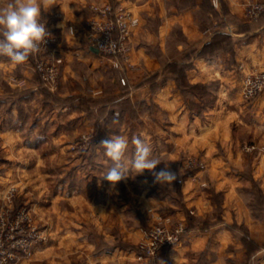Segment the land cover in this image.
<instances>
[{
  "label": "rangeland",
  "instance_id": "rangeland-1",
  "mask_svg": "<svg viewBox=\"0 0 264 264\" xmlns=\"http://www.w3.org/2000/svg\"><path fill=\"white\" fill-rule=\"evenodd\" d=\"M106 1L117 0H80L79 8L73 9L63 4L75 0H54L44 13L46 26L59 37L67 55L54 89L43 84L31 56L20 65L0 57V212L13 218L26 214L23 231L30 239L28 253L18 250L15 259L4 264H264V257L256 255L264 246L262 226L257 227L255 238L247 227L240 226L236 240L241 247L232 240L221 247L213 237L202 249L186 247L184 241L164 248L153 261L138 257L142 233L158 216L168 218L170 225L185 221L183 237L190 228L199 230L198 225L211 227L212 216L220 218L222 197L212 192L211 166L224 164L230 171L240 165L239 173L253 182L243 191L244 200L264 221L260 184L264 175V87L253 97L245 95L248 77L264 73V67L239 65V74L224 89L219 80L191 83L186 70L192 62L187 59L197 43L187 42L175 26L165 46H160L151 36L160 20L150 10L155 6L182 9L198 3L197 14L204 27L209 25L204 18L209 0H123L139 16L140 25L133 35L122 81L107 57L86 53L84 26L91 15L90 3ZM143 15L146 24L141 31ZM65 19L74 22L69 20L64 29L59 28L57 23ZM70 24L78 30L73 39L68 35ZM138 34L144 35L149 56L163 66L159 72L148 68L138 73L140 66L133 61ZM75 38L81 41L75 43ZM220 41L224 43L218 45ZM179 42L186 47L184 53H179ZM227 42L226 36H218L213 51L229 50ZM78 46L85 50L82 56L74 52ZM169 77L175 79L189 117L198 114L205 118L204 110L220 114L209 126L214 139L196 136L192 123H178L153 97ZM135 85L148 90L138 91ZM189 130L194 131L187 135L186 145L178 138ZM114 134L128 137L129 153L134 151L133 137L145 140L153 154L176 173L172 186L153 183L147 172L115 188L101 179L111 162L98 145ZM163 167L161 163L157 170ZM186 181L212 193L214 209L209 216L197 217L186 205Z\"/></svg>",
  "mask_w": 264,
  "mask_h": 264
},
{
  "label": "crops",
  "instance_id": "crops-1",
  "mask_svg": "<svg viewBox=\"0 0 264 264\" xmlns=\"http://www.w3.org/2000/svg\"><path fill=\"white\" fill-rule=\"evenodd\" d=\"M253 1L257 0H214L215 3L209 5L204 17L209 25L204 27L200 25L199 13L197 14L201 8L198 3V5L182 9L176 7L167 9L163 6H155V8L150 10V15L157 16L160 22L157 31L154 32L155 34L152 33L151 35L152 39L164 47L172 35L175 26L179 27L183 35H185L187 42L197 43L192 56L187 59V62H192V66L186 70L189 81L199 84L211 80H219L222 89H224L228 85L227 83H231L232 78L239 74V65L246 69L252 65L255 67L263 65L264 67V13L258 20V24L248 20L245 15L247 6ZM113 3H124V1L117 0ZM80 5V0H75L71 5L63 4V6H70L72 9L79 8ZM65 20H59L57 23L59 28H63L66 22L69 23L70 19L68 21L67 19ZM73 22L74 20L71 21V23ZM145 24V15H143L141 17V31L145 28ZM218 36L227 37V43L231 47L229 50L222 52L220 49H216L213 51ZM143 37L144 35L141 34L140 36L138 34L137 38L135 37L137 54L135 53L133 61L134 63L136 62L135 64H137L138 68L140 66L139 70L141 71L138 73L148 68H151L152 73L159 72L163 66L155 57L149 56L144 40H142ZM74 41L75 43H79L81 39L75 38ZM223 43L224 41H220L218 45ZM184 47L182 42L178 43V49L181 51L179 53L185 52L186 47ZM74 52L82 56L85 50L78 46ZM89 52L91 54L97 53L91 48L86 51V53ZM170 60L171 58H168L167 62H170ZM127 75L130 82L131 73ZM136 88L138 91L140 88L148 90L144 86ZM136 90L134 89V91ZM153 97L167 108L173 117L178 119L176 120L178 123L180 122L183 125L192 123L197 133L196 136L215 138L214 132L211 133L209 131V126L220 119V114H213L212 111L208 112V110H204L203 115L205 118L198 114H195L193 118L189 117L183 98L177 92L175 79L170 77L166 79L163 85L153 93ZM193 131L189 130L183 133L178 139L184 140L186 145H188L186 142L188 139L187 135L193 134ZM210 166L211 164H209ZM239 166L235 164L233 167H230V171L224 164H218V167L215 165L209 168L210 173L213 172L211 174L214 177V180L211 182V186L213 187L212 192L219 193L222 197V201L218 205L220 218L212 216L213 218L211 219L214 224L209 228H205L203 225H198L201 227L199 230L190 228L187 235L182 238L181 242L176 243V246L185 241L186 247L195 248L197 246V249H202L214 237L218 239L217 244L221 247L227 245L231 240L232 243L234 242L238 247H241L240 242L236 240L240 235L238 231L240 226L247 227L254 238L257 234L256 231H258L257 227L262 226L264 229V221L262 222L254 214L253 205L249 201L244 200L243 191L248 189L253 182L244 178L239 173ZM260 184L264 191V175ZM183 193L186 205L192 209L195 216L202 218L213 213L212 195H209L212 193L190 181H186L183 185ZM258 254L264 257L263 245L258 248L256 255ZM174 255L178 257L176 254ZM94 259L92 261L95 262L97 258Z\"/></svg>",
  "mask_w": 264,
  "mask_h": 264
},
{
  "label": "built area",
  "instance_id": "built-area-1",
  "mask_svg": "<svg viewBox=\"0 0 264 264\" xmlns=\"http://www.w3.org/2000/svg\"><path fill=\"white\" fill-rule=\"evenodd\" d=\"M91 15L86 19L84 33L86 46L97 48V53L107 57L125 81L124 65L129 63L133 50V35L140 25L139 16L123 3L111 1L91 2ZM264 13V0L249 3L246 17L250 21H258ZM47 27V26H46ZM50 33L49 38L41 46V50L32 55V63L40 74L43 84L54 89L57 85L61 69L65 65V53L61 50L59 37ZM74 25L68 26V35L72 38L77 32ZM264 87V73L251 75L245 84L246 97H253ZM28 220L26 214L19 213L16 218L6 212H0V264L15 259L17 251L29 252V236L23 231V223ZM35 231V229L33 230ZM187 231V223L178 221L170 225L169 219L158 216V220L142 233L139 258L153 261L166 247L179 243ZM33 233L30 234V237ZM163 241V242H161Z\"/></svg>",
  "mask_w": 264,
  "mask_h": 264
},
{
  "label": "clouds",
  "instance_id": "clouds-1",
  "mask_svg": "<svg viewBox=\"0 0 264 264\" xmlns=\"http://www.w3.org/2000/svg\"><path fill=\"white\" fill-rule=\"evenodd\" d=\"M53 3L54 0H0V57L20 65L41 50L50 36L44 13L50 11ZM131 143L134 151L129 153V139L125 135H110L100 142L98 146L111 162L100 178L115 188L120 182L147 172L153 183L172 186L177 176L169 163L154 155L150 145L140 137H133ZM161 163L164 167L157 170Z\"/></svg>",
  "mask_w": 264,
  "mask_h": 264
},
{
  "label": "trees",
  "instance_id": "trees-1",
  "mask_svg": "<svg viewBox=\"0 0 264 264\" xmlns=\"http://www.w3.org/2000/svg\"><path fill=\"white\" fill-rule=\"evenodd\" d=\"M211 4V0H209V4H208V7H209V5ZM38 73V72H37ZM38 75H39V77H40V79H41V76H40V74L38 73Z\"/></svg>",
  "mask_w": 264,
  "mask_h": 264
},
{
  "label": "water",
  "instance_id": "water-1",
  "mask_svg": "<svg viewBox=\"0 0 264 264\" xmlns=\"http://www.w3.org/2000/svg\"><path fill=\"white\" fill-rule=\"evenodd\" d=\"M91 49L96 51V52L98 51L97 48H95V47H91Z\"/></svg>",
  "mask_w": 264,
  "mask_h": 264
}]
</instances>
